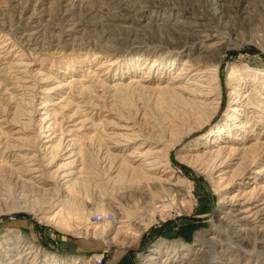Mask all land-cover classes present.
<instances>
[{
    "label": "rangeland",
    "instance_id": "1",
    "mask_svg": "<svg viewBox=\"0 0 264 264\" xmlns=\"http://www.w3.org/2000/svg\"><path fill=\"white\" fill-rule=\"evenodd\" d=\"M95 257L264 264V0H0V264Z\"/></svg>",
    "mask_w": 264,
    "mask_h": 264
},
{
    "label": "bare ground",
    "instance_id": "2",
    "mask_svg": "<svg viewBox=\"0 0 264 264\" xmlns=\"http://www.w3.org/2000/svg\"><path fill=\"white\" fill-rule=\"evenodd\" d=\"M214 5V4H213ZM218 13V12H217ZM197 33V32H196ZM196 36V35H195ZM209 38H207V40H208ZM213 41V40H212ZM225 41V40H224ZM222 43V42H221ZM225 43V42H224ZM220 46V45H219ZM223 46L225 47V45L223 44ZM202 49V48H201ZM206 49V48H205ZM212 51V50H211ZM217 51V50H216ZM178 78H186V80H187V84H193V83H196L197 85H201L199 82V80H198V78H197V72L195 71V68L193 67H191V66H189V67H186V66H183L180 70H179V72H178V75H175L174 77H173V79L171 80V82H173V81H175L176 79H178ZM205 78V77H204ZM196 88V87H195ZM236 89H239V87H237L236 86ZM242 91V90H241ZM197 94V93H196ZM236 94H237V92H236ZM233 112L234 111H237L238 109H239V107H238V105H234L233 106ZM231 117V116H230ZM47 118H46V116L45 117H42L40 120H41V124H43L44 122H45V120H46ZM47 121V120H46ZM49 124H47V126H48ZM242 126V125H241ZM240 126V127H241ZM45 129V128H44ZM51 131V130H50ZM45 132V131H44ZM41 136H47L48 138L50 137V133H43V134H41ZM50 139H52V138H50ZM51 141V140H50ZM41 142V141H40ZM37 146V145H36ZM40 146V145H39ZM34 154V153H33ZM137 156H139V157H137V159H138V161H140L139 163L140 164H143V165H154V163H153V161H152V159L148 156V154H146L145 152H143L142 150H138V152H137V154H136ZM43 161V160H42ZM35 162V161H34ZM41 162V161H40ZM43 163V162H42ZM137 164V163H136ZM151 167V166H150ZM42 168L43 167H41V165H39V163H33V167H32V171H36V172H40V171H42ZM151 168H154V167H151ZM74 171H71L70 173H66V172H64V173H62L61 175H60V177L59 178H63V179H65V178H67V176H69L70 174H72ZM58 183H59V181H57ZM57 183V184H58ZM244 200V199H243ZM240 208H237V214L238 213H241L240 212ZM245 213V212H244Z\"/></svg>",
    "mask_w": 264,
    "mask_h": 264
},
{
    "label": "built area",
    "instance_id": "3",
    "mask_svg": "<svg viewBox=\"0 0 264 264\" xmlns=\"http://www.w3.org/2000/svg\"><path fill=\"white\" fill-rule=\"evenodd\" d=\"M114 214L111 212H107L105 214H97L94 217L95 222H105V220H112ZM95 261L97 264H102V258L95 257Z\"/></svg>",
    "mask_w": 264,
    "mask_h": 264
}]
</instances>
